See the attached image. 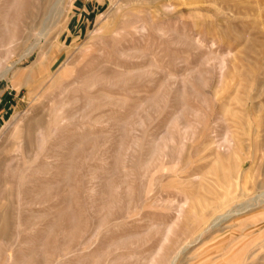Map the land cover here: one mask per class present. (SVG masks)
<instances>
[{
  "label": "rangeland",
  "instance_id": "1",
  "mask_svg": "<svg viewBox=\"0 0 264 264\" xmlns=\"http://www.w3.org/2000/svg\"><path fill=\"white\" fill-rule=\"evenodd\" d=\"M6 68L0 264H264V0H0Z\"/></svg>",
  "mask_w": 264,
  "mask_h": 264
},
{
  "label": "bare ground",
  "instance_id": "2",
  "mask_svg": "<svg viewBox=\"0 0 264 264\" xmlns=\"http://www.w3.org/2000/svg\"><path fill=\"white\" fill-rule=\"evenodd\" d=\"M62 1H63V0H57V3H58V4H61ZM37 45H38V42H36V43L31 47L30 51H28L27 54L30 53L31 51H33V50L37 47ZM10 71H11L10 68H6V69L2 72V74L0 75V77H5V76H7V75L9 74Z\"/></svg>",
  "mask_w": 264,
  "mask_h": 264
}]
</instances>
